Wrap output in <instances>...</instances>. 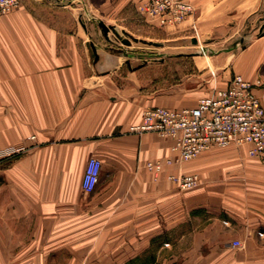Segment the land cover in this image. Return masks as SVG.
<instances>
[{
  "label": "crops",
  "instance_id": "crops-1",
  "mask_svg": "<svg viewBox=\"0 0 264 264\" xmlns=\"http://www.w3.org/2000/svg\"><path fill=\"white\" fill-rule=\"evenodd\" d=\"M190 1L197 19L222 10L219 23L229 25L259 19L264 7ZM45 7L19 0L0 17V152L17 151L0 160V264H264V159L230 146L147 171L146 162L174 156L172 142L129 127L145 108H192L205 91L192 78L168 88L164 60L131 69ZM226 59L222 86L239 68L260 82L254 93L264 108V33ZM91 157L100 161L99 179L85 193ZM170 175L199 180L183 191Z\"/></svg>",
  "mask_w": 264,
  "mask_h": 264
},
{
  "label": "rangeland",
  "instance_id": "rangeland-1",
  "mask_svg": "<svg viewBox=\"0 0 264 264\" xmlns=\"http://www.w3.org/2000/svg\"><path fill=\"white\" fill-rule=\"evenodd\" d=\"M39 1L46 6L43 10L47 16L71 18L86 33L89 44L115 52L131 69L147 61L164 60L165 71L161 75L166 77L168 88L189 85L192 78L193 86L205 91L202 97L211 95L213 89H220L225 83L226 58L241 56V49L251 38L264 33V29L259 31L264 21V7L258 11L259 19L248 18L243 24L229 25L219 23L224 20L222 10H203L202 18L197 19V10L192 5V14L181 23L157 27L139 15L136 8L139 0ZM104 3L103 11L97 13L96 9ZM57 8L60 12L53 13ZM99 21L114 28L117 34L109 30L105 38L98 27ZM185 55L193 57L194 63ZM238 69L235 75H240ZM209 70L215 72L214 79Z\"/></svg>",
  "mask_w": 264,
  "mask_h": 264
},
{
  "label": "built area",
  "instance_id": "built-area-1",
  "mask_svg": "<svg viewBox=\"0 0 264 264\" xmlns=\"http://www.w3.org/2000/svg\"><path fill=\"white\" fill-rule=\"evenodd\" d=\"M19 6V0H0V17ZM137 12L157 27L174 26L193 12L189 0H139ZM214 76V73L211 72ZM260 82H250L234 75L228 85L197 100L192 108L168 109L148 107L141 113V121L129 127L132 134L153 133L172 142L173 157L163 161L146 162L147 171L158 174L165 167L180 166L198 158L213 148L247 146L250 157L264 159V108L254 90ZM16 150L0 152V160L9 158ZM100 172V161L91 157L86 164L82 191H94ZM180 190L187 191L198 184L197 175H170ZM233 246H239L237 242Z\"/></svg>",
  "mask_w": 264,
  "mask_h": 264
},
{
  "label": "water",
  "instance_id": "water-1",
  "mask_svg": "<svg viewBox=\"0 0 264 264\" xmlns=\"http://www.w3.org/2000/svg\"><path fill=\"white\" fill-rule=\"evenodd\" d=\"M98 27L100 28V31H101V33L103 34V36L106 38V36H107V34H108V31L109 30H112V32H114L115 34H117L116 32H115V30H114V28H109V27H107L104 23H102L101 21H99L98 22ZM264 29V23L261 25V27H260V29H259V31L261 32L262 30ZM194 42V41H193ZM92 51H93V53H94V55H95V59L97 58V56H96V51H95V49L92 47Z\"/></svg>",
  "mask_w": 264,
  "mask_h": 264
}]
</instances>
